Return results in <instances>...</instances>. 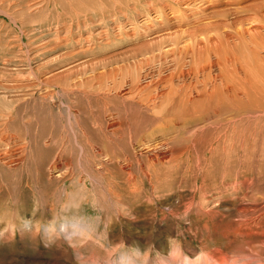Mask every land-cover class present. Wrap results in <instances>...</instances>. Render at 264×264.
<instances>
[{
    "label": "rangeland",
    "instance_id": "obj_1",
    "mask_svg": "<svg viewBox=\"0 0 264 264\" xmlns=\"http://www.w3.org/2000/svg\"><path fill=\"white\" fill-rule=\"evenodd\" d=\"M156 1L0 0V90L15 95L23 88L18 77L36 80L43 71L52 74L69 64L86 65L127 49L134 42L124 37L107 49L83 52L65 38L71 37L72 29L82 42L94 41L101 29L144 12ZM50 87L49 93L36 92L17 103L3 131L27 137L30 145L22 166L0 169V214L28 222L17 231L0 222V264H123L124 256L128 264H186L207 251L222 264H264L263 119L231 129L223 124L224 130L217 124L187 148L183 134L173 144L182 152L156 161L145 154L118 152L128 146L127 131L105 133L106 108L121 116L124 112L119 100L99 96L94 87L89 96L84 92L65 97L58 94V83ZM69 105L80 112L77 128L65 112ZM130 117L135 136L181 120L152 122L137 111ZM104 143L120 159L127 156L130 171L119 172L112 165L104 175L96 150ZM54 158L60 159L61 167L70 163L71 173L61 180L47 170ZM81 176L83 183L76 181ZM55 218L83 219L90 230L68 239L35 232L33 221L52 224Z\"/></svg>",
    "mask_w": 264,
    "mask_h": 264
},
{
    "label": "bare ground",
    "instance_id": "obj_2",
    "mask_svg": "<svg viewBox=\"0 0 264 264\" xmlns=\"http://www.w3.org/2000/svg\"><path fill=\"white\" fill-rule=\"evenodd\" d=\"M162 1L151 3L144 12L137 11L132 17L115 21L109 25L110 29H101L94 41L85 38L82 42L81 35H73L72 29H68L71 37L65 38L83 52V49H107L124 37L134 42L127 49L108 53L86 65L84 61L69 64L52 74L43 71L44 78L39 76L28 81L18 77L23 88L15 95H9L5 87L0 90V169L15 170L28 160L30 142L27 137L3 132L12 122L15 105L28 100L33 93H49L53 83L59 84L58 94L62 97L84 92L89 96L95 93L90 90L94 87L100 92L99 96L119 100L124 112L121 116L120 111L110 112L106 108L102 127L105 133L117 135L122 130L127 131L128 146L118 152L145 154L156 161L172 152H182L179 144H173L178 143V136L183 134L187 148L196 145L207 130L219 126L224 130L223 124L230 125L231 129L249 121L264 120V0H173L171 4L169 0ZM165 42L167 45H163ZM152 60L155 63L147 65ZM108 104L103 103L105 107ZM65 110L77 128L79 111L72 105ZM134 111L145 112L152 122L174 117L181 120L156 125L151 131L146 129L135 136L129 123ZM96 150L100 152V170H106L104 175H109L107 168L112 165L117 166L119 172L130 171L127 156L120 159L109 144L104 143ZM61 166L60 159L54 158L47 166L49 176L61 180L71 173L69 162ZM130 173L126 176L128 184L132 180ZM144 176L149 177L146 172ZM83 177L76 181L83 183ZM1 214L0 222L12 231L28 223L24 218L16 222L15 218ZM33 222L35 232L45 238L57 233L68 239L72 233L79 235L90 230L83 219L55 218L52 224ZM134 251L136 257L137 250ZM214 257L207 251L187 260L186 264L223 263ZM208 259H216V262L210 263ZM122 263L128 264L127 256Z\"/></svg>",
    "mask_w": 264,
    "mask_h": 264
}]
</instances>
